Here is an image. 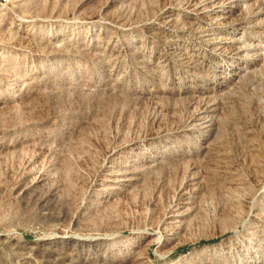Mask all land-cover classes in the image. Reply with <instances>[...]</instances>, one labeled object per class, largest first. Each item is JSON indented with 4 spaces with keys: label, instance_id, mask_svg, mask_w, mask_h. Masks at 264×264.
Listing matches in <instances>:
<instances>
[{
    "label": "rangeland",
    "instance_id": "374dc122",
    "mask_svg": "<svg viewBox=\"0 0 264 264\" xmlns=\"http://www.w3.org/2000/svg\"><path fill=\"white\" fill-rule=\"evenodd\" d=\"M0 264H264V0H0Z\"/></svg>",
    "mask_w": 264,
    "mask_h": 264
}]
</instances>
